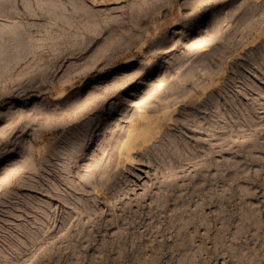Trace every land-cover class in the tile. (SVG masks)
<instances>
[{
  "label": "rangeland",
  "instance_id": "1",
  "mask_svg": "<svg viewBox=\"0 0 264 264\" xmlns=\"http://www.w3.org/2000/svg\"><path fill=\"white\" fill-rule=\"evenodd\" d=\"M0 264H264V0H0Z\"/></svg>",
  "mask_w": 264,
  "mask_h": 264
}]
</instances>
